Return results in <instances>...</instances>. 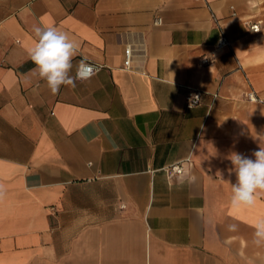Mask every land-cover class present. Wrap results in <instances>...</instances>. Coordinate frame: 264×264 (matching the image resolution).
Listing matches in <instances>:
<instances>
[{"label":"crops","instance_id":"obj_1","mask_svg":"<svg viewBox=\"0 0 264 264\" xmlns=\"http://www.w3.org/2000/svg\"><path fill=\"white\" fill-rule=\"evenodd\" d=\"M47 24L79 45L71 75L99 69L56 94L28 55ZM250 91L264 0H0V264H264V193L233 207L228 183L264 147Z\"/></svg>","mask_w":264,"mask_h":264},{"label":"clouds","instance_id":"obj_2","mask_svg":"<svg viewBox=\"0 0 264 264\" xmlns=\"http://www.w3.org/2000/svg\"><path fill=\"white\" fill-rule=\"evenodd\" d=\"M33 32L35 42L28 50V55L35 65L32 72L46 81L53 94L58 93L61 86L75 87L76 80L90 79L99 71L98 67L81 59L75 66V76L71 75L74 67L72 61L79 45L69 38L68 33L52 24L33 26ZM197 102L199 97L193 95L189 100V107L193 108ZM252 156L254 159L233 153L229 157L233 166L229 173L234 172L236 176L234 184L228 182L231 185L233 207L252 206L258 196L264 193V147L260 145ZM217 174L221 176L219 172ZM253 227V243L256 246H264V218L257 220ZM228 231H237V225H228Z\"/></svg>","mask_w":264,"mask_h":264},{"label":"built area","instance_id":"obj_3","mask_svg":"<svg viewBox=\"0 0 264 264\" xmlns=\"http://www.w3.org/2000/svg\"><path fill=\"white\" fill-rule=\"evenodd\" d=\"M159 22H160L159 18L155 19V23H159ZM249 28L252 31L256 32L260 29V25L258 22L251 23L249 25ZM216 46H217V48L230 47V41L228 40V38L224 34H221ZM203 61L206 62V59H204ZM89 64H92V63H89ZM130 64H131V48L125 47L123 65H124V67L128 68V67H130ZM193 95L199 97V102H197L195 104V106H197V105H199V103L201 101V98L203 96V91L200 89L194 88V87H187L186 94H185V104H186V107H188V108H190L189 107V100ZM248 99L251 101H261V99L256 95V93L254 91H250L248 93ZM182 171H183V165L179 164V163L172 164L169 167H167V169H166V172L168 175H171L174 173H181Z\"/></svg>","mask_w":264,"mask_h":264}]
</instances>
